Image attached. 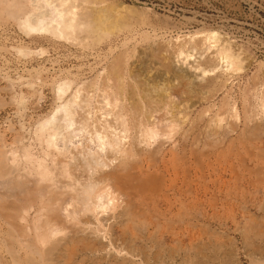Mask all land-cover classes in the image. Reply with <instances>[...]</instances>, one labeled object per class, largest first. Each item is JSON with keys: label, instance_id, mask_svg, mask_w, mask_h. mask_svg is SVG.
I'll use <instances>...</instances> for the list:
<instances>
[{"label": "rangeland", "instance_id": "1", "mask_svg": "<svg viewBox=\"0 0 264 264\" xmlns=\"http://www.w3.org/2000/svg\"><path fill=\"white\" fill-rule=\"evenodd\" d=\"M115 2L149 10L131 16L136 29L95 45L77 38L81 34L28 35L1 4L0 150L15 148L17 137L29 135L51 112L57 81L91 79L124 49L135 52L129 60V66L141 68L134 66L139 70L135 73L156 85L180 81L142 46L188 38L203 29L219 30L237 41L250 63L239 73L227 74L231 76L223 87L209 76L196 79L191 94L174 95L179 118L184 113L187 117L171 135L165 121L161 123L160 138L148 150L164 143L163 150L151 167L146 160L134 161L135 173L127 184L136 217L126 226V242L107 249L99 245L95 252L70 248L45 264H264V0H96L88 5L95 14L101 6L113 11ZM21 47L29 48V54L20 52ZM33 146L40 154L39 144ZM5 223L0 216V264H39L26 255L17 232Z\"/></svg>", "mask_w": 264, "mask_h": 264}, {"label": "bare ground", "instance_id": "2", "mask_svg": "<svg viewBox=\"0 0 264 264\" xmlns=\"http://www.w3.org/2000/svg\"><path fill=\"white\" fill-rule=\"evenodd\" d=\"M95 1L0 0V9L5 4L8 15L28 35L45 31L75 38L81 34L77 38L83 37L88 45L133 30L131 16L149 10L115 2L117 13L101 6L94 8V14L88 4ZM147 46L139 48L180 83H147L151 79L138 75V65L129 66L135 52L123 48L93 78L77 84L71 77L57 81L51 112L31 127L29 135L18 136L15 148L0 150V216L5 226L15 229L26 255L37 263L54 261L70 248L95 252L99 245L107 249L126 242L130 237L126 226L136 217L134 196L127 184L133 164L142 159L151 167L163 150L164 143L148 150L152 141L160 138L161 123L165 121L170 134L187 117L183 112L179 118L174 95L191 94L194 81L209 76L223 87L227 74L239 73L250 63L241 44L216 29ZM19 50L30 52L26 47ZM262 109L264 112V97ZM33 144H39L40 154L33 152Z\"/></svg>", "mask_w": 264, "mask_h": 264}]
</instances>
